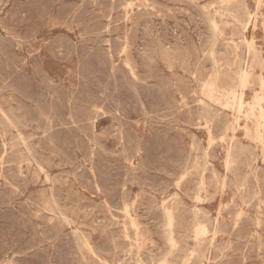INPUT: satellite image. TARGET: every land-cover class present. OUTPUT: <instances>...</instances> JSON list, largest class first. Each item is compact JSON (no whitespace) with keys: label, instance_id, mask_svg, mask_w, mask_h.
I'll return each mask as SVG.
<instances>
[{"label":"rangeland","instance_id":"1","mask_svg":"<svg viewBox=\"0 0 264 264\" xmlns=\"http://www.w3.org/2000/svg\"><path fill=\"white\" fill-rule=\"evenodd\" d=\"M0 40V264H264V0H1Z\"/></svg>","mask_w":264,"mask_h":264},{"label":"bare ground","instance_id":"2","mask_svg":"<svg viewBox=\"0 0 264 264\" xmlns=\"http://www.w3.org/2000/svg\"><path fill=\"white\" fill-rule=\"evenodd\" d=\"M0 1H1V0H0ZM93 1H95V0H93ZM98 1H99V0H98ZM231 1H232V0H231ZM35 2H36V1H35ZM41 2H43V1H41ZM54 2H55V1H54ZM60 2H61V1H60ZM28 3H30V2H28ZM28 3H25V4H28ZM38 3H39V2H38ZM58 3H59V1H58ZM75 3H76V2H75ZM86 3H87V1H86ZM90 3H91V2H90ZM97 3H99V2H97ZM207 3H208V2H207ZM213 3L215 4V2H213ZM223 3H225V2H223ZM235 3H236V2H235ZM32 4H33V3H32ZM32 4H31V5H32ZM34 4H35V3H34ZM51 4H53V3H51ZM84 4H85V3H84ZM91 4H93V3H91ZM94 4H95V3H94ZM113 4H115V2H114ZM118 4H119V3H118ZM132 4H133V3H132ZM132 4H131V5H132ZM208 4H209V3H208ZM214 4H213V5H214ZM227 4H228V3H227ZM242 4H243V2H242ZM12 5H13V2H12ZM39 5H40V4H39ZM65 5H66V4H65ZM74 5H75V4H74ZM96 5H97V4H96ZM131 5H130V6H131ZM133 5H134V4H133ZM209 5H210V4H209ZM243 5H244V4H243ZM26 6H27V5H26ZM34 6H35V5H34ZM81 6H82V4H81ZM91 6H92V5H91ZM216 6H217V5H216ZM17 7H18V6H17ZM24 7H25V6H24ZM46 7H50V6L46 5ZM78 7H79V6H78ZM78 7H77V8H78ZM83 7H84V5H83ZM99 7H100V6H99ZM102 7H103V6H102ZM102 7H101V8H102ZM125 7H126V6H125ZM14 8H15V5H14ZM26 8H27V7H26ZM32 8H33V7H32ZM32 8L30 7L31 10H32ZM58 8H59V7H58ZM61 8H62V7H61ZM66 8H67V6H66ZM112 8H113V6H112ZM152 8H153V7H152ZM202 8H203V7H202ZM30 9H29V10H30ZM48 9H49V8H48ZM72 9H73V8H72ZM83 9H84V8H83ZM96 9H97V8H96ZM139 9H140V8H139ZM205 9H206V8H205ZM207 9H208V8H207ZM207 9H206V10H207ZM220 9H221V8H220ZM29 10H28V12H29ZM45 10H47V9H45ZM45 10H44V11H45ZM59 10H60V8H59ZM63 10H64V9H63ZM78 10H80V8H79ZM81 10H82V9H81ZM208 10H210V9H208ZM208 10H207V11H208ZM245 10H246V9H245ZM14 11H15V10H14ZM20 11H22V10H20ZM74 11H75V10H74ZM113 11H115V10L113 9ZM218 11H219V10H218ZM225 11H226V9H225ZM12 12H13V11H12ZM24 12H25V11H24ZM47 12H48V11H47ZM59 12H60V11H59ZM79 12H80V11H79ZM79 12H78V13H79ZM84 12H85V11H84ZM91 12H92V11H91ZM31 13H32V12H31ZM37 13H38V12H37ZM60 13H61V12H60ZM80 13H81V12H80ZM82 13H83V12H82ZM82 13H81V14H82ZM32 14H33V13H32ZM32 14H29V15H32ZM83 14H84V13H83ZM83 14H82V15H83ZM89 14H91V13L89 12ZM127 14H128V13H127ZM224 14H225V12H224ZM8 15H9V14H8ZM40 15H41V14H40ZM44 15H46V13H45ZM59 15H60V14H59ZM101 15H102V14H101ZM101 15H100V16H101ZM229 15H230V14H229ZM26 16H27V15H26ZM56 16H57V14H56ZM80 16H81V15H80ZM32 17H33V16H32ZM50 17H51V16H50ZM67 17H68V16H67ZM71 17H72V16H71ZM76 17H77V16H76ZM93 17H94V16H93ZM7 18H8V17H7ZM9 18H10V17H9ZM16 18H17V17H16ZM20 18H21V17H20ZM25 18H26V17H25ZM29 18H31V17H29ZM79 18H80V17H79ZM82 18H83V17H82ZM251 18H252V17L249 15V16H248V19H249L250 21L252 20ZM31 19H32V18H31ZM63 19H64V18H63ZM69 19H70V18H69ZM109 19H110V18H109ZM235 19H236V18H235ZM7 20H8V19H7ZM77 20H78V19H77ZM86 20H87V19H86ZM208 20H209V19H208ZM12 21H13V20H12ZM16 21H17V20H16ZM78 21H79V20H78ZM110 21H111V20H110ZM21 22H22V21H21ZM74 22H75V21H74ZM205 22H206V21H205ZM213 22H214V21H213ZM16 23H17V22H16ZM209 23H210V22H209ZM239 23H240V22H239ZM21 24H22V23H21ZM35 24H36V23H35ZM220 24H221V23H220ZM22 25H24V24H22ZM41 25H42V24H41ZM95 25H96V24H95ZM218 25H219V24H218ZM218 25H217V26H218ZM38 26H39V25H38ZM63 26H64V25H63ZM67 26H68V25H67ZM101 26H102V25H101ZM215 26H216V25H215ZM216 28H218V27H216ZM216 28H215V29H216ZM209 29H210V27H209ZM252 29H253V28H252ZM110 30H111V29H110ZM16 31H17V30H16ZM217 31H218V30H217ZM217 31H216V33H217ZM30 32H32V31H30ZM220 32H221V31H220ZM13 33H15V32H13ZM35 33H36V32H35ZM105 33H106V32H105ZM24 34H25V33H24ZM98 34H99V33H98ZM109 34H110V32H109ZM59 36H60V35H59ZM64 36H65V35H64ZM13 37H14V36H13ZM31 37H32V36H31ZM29 38H30V37H29ZM55 38H56V37H55ZM99 38H100V37H99ZM3 39H4V38H3ZM19 39H21V38H19ZM35 39H36V38H35ZM53 39H54V38H53ZM197 39H198V38H197ZM32 40H33V39H32ZM55 40H56V39H55ZM55 40H54V41H55ZM59 40H60V39H59ZM149 40H150V39H149ZM0 41H1V40H0ZM2 41H3V40H2ZM11 41H13V40H11ZM11 41H10V42H11ZM52 41H53V40H52ZM54 41H53V42H54ZM56 41H57V40H56ZM62 41H64V40H62ZM62 41H61V42H62ZM118 41H119V40H118ZM28 42H29V41H28ZM31 42H32V41H31ZM57 42H59V41H57ZM114 42H115V41H114ZM207 42H208V41H207ZM2 43H3V42H2ZM62 43H63V42H62ZM72 43H73V42H72ZM208 43H209V42H208ZM213 43H214V42H213ZM215 43H216V42H215ZM0 44H1V43H0ZM7 44H8V43H7ZM49 44H50V43H49ZM79 44H80V43H79ZM211 44H212V43H211ZM12 45H13V44H12ZM20 45H21V44H20ZM30 45H31V44H30ZM67 45H68V44H67ZM70 45H71V44H70ZM207 45H208V44H207ZM4 46H5V45H4ZM26 46H28V45H26ZM114 46H115V44H114ZM210 46H211V45H210ZM215 46H216V45H215ZM10 47H11V46H10ZM2 48L4 49V47H2ZM7 48H8V47H7ZM25 48H26V47H25ZM27 48H28V47H27ZM114 48H115V47H114ZM206 48H208V47H206ZM213 48H214V47H213ZM101 49H102V48H101ZM203 49H204V47H203ZM209 49H210V48H209ZM229 49H231V47H230ZM4 50H5V49H4ZM7 50L10 51V49H7ZM11 50H12V49H11ZM27 50H28V49H27ZM82 50H83V49H82ZM206 50H207V49H205V51H206ZM2 51H3V50H2ZM28 51H29V50H28ZM93 51H94V50H93ZM132 51H133V50H132ZM214 51H215V50H214ZM59 52H60V51H59ZM68 52H70L69 49H68ZM48 53H49V52H48ZM10 54H11V53H10ZM13 54H14V53H13ZM74 54H75V53H74ZM78 54H79V53H78ZM103 54H104V53H103ZM223 54H224V52H223ZM247 54H248V53H247ZM57 55H58V54H57ZM62 55H63V54H62ZM83 55H85V54H83ZM83 55H82V56H83ZM7 56H8V55H7ZM12 56H14V55H12ZM33 56H34V55H33ZM175 56H176V55H175ZM204 56H205V55H204ZM232 56H233V55H232ZM65 57H66V56H65ZM89 57H90V56H89ZM95 57H96V56H95ZM95 57H94V58H95ZM103 57L106 58L105 56H103ZM15 58H17L16 55H15ZM55 58H56V57H55ZM80 58H81V57H80ZM83 58H84V57H83ZM210 58H211V57H210ZM220 58H221V57H220ZM247 58H248V57H247ZM69 59H70V58H69ZM77 59H78V58H77ZM95 59H96V58H95ZM3 60H4V59H3ZM29 60H30V59H29ZM86 60H87V59H86ZM99 60H101V59H99ZM107 60H108V59H107ZM17 61H18V59H17ZM22 61H23V60H22ZM61 61H62V60H61ZM65 61H66V60H65ZM90 61H91V60H90ZM246 61H247V60H246ZM23 62H24V61H23ZM78 62H79V61H78ZM83 62H84V61H83ZM87 62H88V60H87ZM127 62H128V61H127ZM218 62H219V61H218ZM89 63H90V62H89ZM98 63H99V62H98ZM100 63H101V62H100ZM108 63H109V62H108ZM216 63H217V61H216ZM234 63H235V62H234ZM12 64H13V63H12ZM16 64H17V63H16ZM16 64H15V65H16ZM84 64H86V63L84 62ZM91 64H93V62H92ZM91 64H90V65H91ZM101 64H102V63H101ZM101 64H100V65H101ZM165 64H166V63H165ZM3 65H4V63H3ZM35 65H36V64H35ZM100 65H99V66H100ZM108 65H109V64H108ZM9 66H10V65H9ZM18 66H20V65H18ZM18 66H17V67H18ZM24 66H25V65H24ZM86 66H87V65H86ZM110 66H111V65H110ZM211 66H212V65H211ZM11 67H12V66H11ZM15 67H16V66H15ZM20 67H21V66H20ZM83 67H85V66L83 65ZM102 67H103V66H102ZM102 67H101V69H102ZM3 68H4V67H3ZM5 68H6V67H5ZM37 68H38V67H37ZM92 68H93V66H92ZM94 68H95V66H94ZM103 68H104V67H103ZM113 68H115V66H114ZM116 68H117V67H116ZM130 68H131V66H130ZM209 68H210V67H209ZM229 68H230V67H229ZM19 69H20V68H19ZM90 69H91V67H90V68L88 67V70H90ZM98 69H100V68H98ZM101 69H100V70H101ZM131 69L133 70V68H131ZM12 70H13V69H12ZM20 70H21V69H20ZM23 70H24V69H23ZM83 70H84V69H83ZM83 70H82V71H83ZM86 70H87V69H86ZM86 70H85V72H86ZM93 70H94V69H93ZM96 70H97V68H96ZM132 70H131V71H132ZM213 70H214V69H213ZM114 71H115V70H114ZM122 71H123V69H122ZM128 71H129V70H128ZM1 72H3V71H1ZM36 72H37V71H36ZM39 72H40V71H39ZM85 72H84V74L87 73V72H86V73H85ZM106 72H107V71H106ZM112 72H113V70H112ZM133 72H134V70H133ZM137 72H138V71H137ZM196 72H197V71H196ZM17 73H18V72H17ZM92 73H93V72H92ZM95 73H96V72H95ZM107 73H108V72H107ZM115 73H116V71H115ZM12 74H14V73H12ZM22 74H23V73H22ZM40 74H41V73H40ZM40 74H39V76H41ZM42 74H43V73H42ZM99 74H100V73H99ZM102 74H103V73H102ZM102 74H101V75H102ZM119 74H120V73H119ZM130 74H131V73H130ZM135 74H136V73H135ZM213 74H214V72H213ZM213 74H212V77H213ZM14 75H16V74H14ZM23 75H24V74H23ZM97 75H98V74H97ZM104 75H105V72H104ZM131 75H132V74H131ZM18 76H19V75H18ZM78 76H79V75H78ZM88 76H90L89 73H88ZM98 76H99V75H98ZM112 76H113V75H112ZM112 76H111V77H112ZM120 76H122V74H121ZM135 76H136V75H135ZM249 76H250V73H249L247 70H241L240 73H239V78H238V79H239V86H238V87H239L240 89H242V90H241V91L238 90V89L236 88V87H237V86H236V87H234V89H232L231 91L228 92V95L231 96V98L233 99V105L236 104V108H235V107H234V108L237 110L238 113H241L242 110H243V109L245 108V106H246V103H244V101H243V96H244V89L246 88V84H247V82H248ZM0 77H2V76L0 75ZM19 77H20V76H19ZM19 77H18V78H19ZM25 77H26V76H25ZM25 77H24V78H25ZM41 77H43V76H41ZM48 77H49V76H48ZM83 77H84V76H83ZM85 77H86V76H85ZM92 77H93V76H92ZM108 77H109V76H108ZM111 77H110V78H111ZM139 77H140V76H139ZM5 78H6V77H5ZM20 78H21V77H20ZM209 78H210V77H209ZM3 79H4V78H3ZM11 79H13V78H11ZM22 79H23V78H22ZM26 79H27V77H26ZM29 79H30V78H29ZM90 79H91V78H90ZM106 79H107V78H106ZM129 79H130V77H129ZM16 80H17V79H16ZM27 80H28V79H27ZM41 80H43V79H41ZM84 80H85V79H84ZM100 80L102 81L103 79H100ZM104 80H105V79H104ZM116 80H117V78H116ZM131 80H132V79H131ZM159 80H160V79H159ZM193 80H194V77H193ZM48 81H49V80H48ZM51 81H52V80H51ZM97 81H98V80H97ZM112 81H114V80H112ZM112 81H111V82H112ZM133 81H134V80H133ZM52 82H53V81H52ZM85 82H86V80H85ZM115 82L118 83V81H115ZM123 82H124V81H123ZM19 83H20V82H19ZM19 83H17V84H19ZM100 83H101V82H100ZM107 83H109V82H107ZM117 83H116V84H117ZM121 83H122V82H121ZM171 83H172V82H171ZM98 84H99V83H98ZM110 84H111V83H110ZM131 84H132V83H131ZM131 84H130V85H131ZM164 84H165V83H164ZM34 85H35V84H34ZM78 85H79V84H78ZM94 85H96V84H94ZM94 85H93V86H94ZM101 85H102V84H101ZM165 85H166V84H165ZM212 85H213V84H212ZM12 86H13V85H12ZM24 86H25V85H24ZM24 86H22V87H24ZM46 86H47V85H46ZM86 86H87L86 88L89 87L88 85H86ZM150 86H151V85H150ZM158 86H159V84H158ZM262 86L264 87L263 84H262ZM6 87H7V86H6ZM8 87H9V86H8ZM28 87H29V86H28ZM50 87H51V86H50ZM94 87H95V86H94ZM107 87H108V86H107ZM116 87H117V86H116ZM125 87H126V86H125ZM125 87H124V88H125ZM147 87H148V85H147ZM0 88H1V87H0ZM4 88H5V87H4ZM13 88H14V87H13ZM15 88H16V87H15ZM83 88H84V87H83ZM95 88H96V87H95ZM100 88H102V87H100ZM117 88H118V87H117ZM160 88H161V87H160ZM167 88H168V87H167ZM203 88H204V87H203ZM211 88H212L211 90L214 91V87L211 86ZM23 89H24V88H23ZM23 89H22V91H23ZM40 89H41V88H40ZM42 89H43V88H42ZM53 89H54V88H53ZM88 89H89V88H88ZM91 89H92V88H91ZM108 89H109V88H108ZM121 89H122V88H121ZM134 89H136V88H134ZM155 89H156V88H155ZM33 90H34V89H33ZM48 90H50V89H48ZM77 90H78V89H77ZM85 90H86V89H85ZM99 90H100V89H99ZM124 90H125V89H124ZM149 90H150V89H149ZM151 90H152V88H151ZM151 90H150V91H151ZM54 91H55V90H54ZM57 91H58V90H57ZM91 91H92V90H91ZM105 91H106V90H105ZM108 91H109V90H108ZM108 91H107V92H108ZM128 91H129V90H128ZM144 91H145V90H144ZM109 92H110V91H109ZM116 92H118V91H116ZM122 92H123V91H122ZM138 92H139V91H138ZM154 92H155V91H154ZM17 93H18V92H17ZM20 93H21V91H20ZM20 93H19V94H20ZM25 93H26V91H25ZM25 93H24V94H25ZM31 93H32V92H31ZM49 93H50V92H49ZM52 93H53V92H52ZM61 93H62V92H61ZM105 93H106V92H105ZM129 93H131V91H130ZM145 93H146V91H145ZM145 93H144V94H145ZM150 93H151V92H150ZM158 93H159V92H158ZM43 94H44V90H43ZM46 94H47V93H46ZM53 94H54V93H53ZM64 94H65V93H64ZM75 94H76V93H75ZM94 94H95V93H94ZM97 94H98V93H97ZM107 94H108V93H107ZM132 94H133V93H132ZM26 95H27V94H26ZM136 95H137V94H136ZM136 95H135V96H136ZM31 96H32V95H31ZM33 96H34V95H33ZM44 96H45V94H44ZM122 96H123V95H122ZM144 96H145V95H144ZM150 96H151V95H150ZM10 97H11V96H10ZM29 97H30V96H29ZM35 97H36V95H35ZM45 97H46V96H45ZM45 97H44V98H45ZM147 97H148V96H147ZM154 97H155V96H154ZM221 97H222V96H221ZM6 98H7V97H6ZM13 98H14V97H13ZM20 98H21V97H20ZM65 98H66V97H65ZM102 98H103V97H102ZM106 98H107V97H106ZM139 98H140V97H139ZM149 98H150V97H149ZM195 98H196V97H195ZM38 99H39V98H38ZM103 99H104V98H103ZM133 99H134V97H133ZM135 99H136V98H135ZM140 99H141V98H140ZM151 99H152V98H151ZM187 99H188V98H187ZM4 100H5V99H4ZM4 100H3V101H4ZM17 100H19V99L17 98ZM32 100H33V99H32ZM54 100H55V99H54ZM73 100H74V97H73ZM115 100H116V99H115ZM154 100H155V98H154ZM154 100H152L151 104L153 103ZM164 100H165V99H164ZM15 101H16V99H15ZM21 101H22V100H21ZM21 101H20V103L23 102V101H22V102H21ZM30 101H31V100H30ZM45 101H46V100H45ZM136 101H137V100H136ZM138 101H139V100H138ZM261 101H262V98H261L259 95H255V101H254V104L249 105V107H250V111H251V112H250V114L248 115V117H249V118L252 120V122H253L255 137H256L260 142H262V143H263V146H264V107L262 106V103H260ZM13 102H14V101H13ZM33 102H34V101H33ZM35 102H36V101H35ZM38 102H39V101H38ZM38 102H37V103H38ZM41 102H42V101H41ZM43 102H44V101H43ZM51 102H52V101H51ZM64 102H65V101H64ZM116 102H117V101H116ZM130 102H132V101H130ZM141 102H142V101H141ZM149 102H150V101H149ZM164 102H165V101H164ZM200 102H201V101H200ZM204 102H205V101H204ZM65 103H66V102H65ZM72 103H73V102H72ZM154 103H156V102H154ZM183 103H184V102H183ZM38 104H39V103H38ZM46 104H47V103H46ZM62 104H63V102H62ZM68 104H70V103H68ZM113 104H114V103H113ZM121 104H122V103H121ZM137 104H138V103H137ZM141 104H142V103H141ZM141 104H140V105H141ZM165 104H166V103H165ZM225 104H226V103H225ZM228 104H229V103H228ZM21 105H22V104H21ZM24 105H25V104H24ZM24 105H23L22 107H24ZM109 105H110V104H109ZM157 105H158V104H157ZM157 105H156V106H157ZM161 105H162V102H161ZM184 105H185V104H184ZM230 105H231V104H230ZM26 106H27V105H26ZM60 106H61V105H60ZM64 106H65V104H64ZM64 106H63V107H64ZM104 106H105V105H104ZM114 106H115V105H114ZM135 106H136V105H134V107H133L134 109H135ZM137 106H138V105H137ZM142 106H143V105H142ZM149 106H150V105H149ZM152 106H153V105H152ZM156 106H155V109H156ZM18 107H19V106H18ZM69 107H70V105H69ZM130 107H131V106H130ZM140 107H141V106H140ZM143 107H144V106H143ZM190 107H192V106H190ZM55 108H56V107H55ZM64 108H65V107H64ZM111 108H112V107H111ZM123 108H124V106H123ZM145 108H146V107H145ZM161 108H162V107H161ZM171 108H173V107H171ZM210 108H211V107H210ZM27 109H28V108H27ZM53 109H54V108H53ZM65 109H67V108H65ZM101 109H102V108H101ZM119 109H120V108H119ZM134 109H133V110H134ZM152 109H154V108H152ZM203 109H204V108H203ZM10 110H12V109H10ZM18 110H19V109H18ZM23 110L25 111V109H23ZM62 110H64V109H62ZM130 110H131V109H130ZM7 111H8V110H7ZM13 111H15V110H13ZM13 111H12V112H13ZM101 111H102V110H101ZM119 111H120V110H119ZM145 111H146V110H145ZM159 111H160V110H159ZM161 111H163V110H161ZM203 111H204V110H203ZM12 112H11V113H12ZM26 112H27V111H26ZM51 112H52V111H51ZM74 112H75V108H74ZM111 112H112V111H111ZM126 112H127V111H126ZM143 112H144V111H143ZM143 112H142V113H143ZM151 112H153V110H152ZM154 112H155V111H154ZM210 112H211V111H210ZM2 113H3V111H2ZM56 113H58V112L56 111ZM116 113H117V112H116ZM207 113H208V112H207ZM215 113H216V112H215ZM8 114H9V112H8ZM35 114H36V113H35ZM59 114H60V113H59ZM137 114H138V113H137ZM144 114H145V113H144ZM189 114H190V113H189ZM208 114H209V113H208ZM9 115H11V114H9ZM12 115H13V114H12ZM98 115H99V114H98ZM124 115H125V113H124ZM128 115H129V114H128ZM147 115H149V114L147 113ZM157 115H158V114H157ZM2 116H5V114H3ZM27 116H28V115H27ZM27 116H26V117H27ZM31 116H32V115H31ZM72 116H73V115H72ZM111 116H112V115H111ZM141 116H142V115H141ZM200 116H202V115L200 114ZM215 116H216V115H215ZM57 117H58V116H57ZM64 117H65V116H64ZM70 117H71V116H70ZM124 117H125V116H124ZM204 117H205V116H204ZM5 118H6V117H5ZM32 118H33V117H32ZM50 118H51V117H50ZM50 118H49V119H50ZM145 118H146V116H145ZM187 118H188V117H187ZM190 118H191V117H190ZM193 118H194V117H193ZM197 118H199V117H197ZM201 118H202V117H201ZM1 119H2V117H1ZM60 119H61V118H60ZM96 119H97V118H96ZM124 119H125V118H124ZM191 119H192V118H191ZM204 119H205V118H204ZM204 119H203V120H204ZM234 119H235V118H234ZM26 120H27V119H26ZM65 120H66V119H65ZM193 120H194V119H193ZM199 120H200V119H199ZM208 120H210V119H208ZM4 121H5V120H4ZM52 121H53V119H52ZM55 121H56V120H55ZM116 121H117V120H116ZM118 121H119V120H118ZM194 121H196V120H194ZM197 121H198V120H197ZM210 121H211V120H210ZM63 122H64V121H63ZM200 122H201V121H200ZM10 123H11V122H10ZM34 123H35V122H34ZM92 123H93V122H92ZM118 123H119V122H118ZM129 123H130V122H129ZM145 123H146V122H145ZM190 123H191V122H190ZM197 123H198V122H197ZM206 123H207V122H206ZM209 123H210V122H209ZM199 124H200V123H199ZM199 124H198V125H199ZM212 124H213V123H212ZM217 124H218V121H217ZM217 124H215V125H217ZM226 124H227V123H226ZM37 125H38V124H37ZM54 125H56V123H54ZM65 125H66V124H65ZM67 125H68V124H67ZM218 125H219V124H218ZM9 126H10V125H9ZM38 126H39V125H38ZM50 126H51V125H50ZM52 126H53V125H52ZM122 126H123V125H122ZM189 126H190V125H189ZM213 126H214V125H213ZM222 126H223V125H222ZM40 127H41V126H40ZM77 127H78V126H77ZM165 127H166V126H165ZM208 127H209V126H208ZM219 127H221V126H219ZM9 128H10V127H9ZM46 128H47V126H46ZM145 128H146V127H145ZM52 129H53V128H52ZM57 129H58V128H57ZM94 129H95V128H94ZM157 129H158V128H157ZM162 129H164V127H163ZM166 129H167V128H166ZM166 129H165V131H166ZM168 129H169V128H168ZM168 129H167V130H168ZM177 129H178V128H177ZM222 129H223V128H222ZM2 130L4 131V129H2ZM37 130H38V129H37ZM61 130H62V129H61ZM68 130H69V129H68ZM123 130H124V129H123ZM153 130H154V128H153ZM158 130H159V129H158ZM170 130H171V128H170ZM211 130H212V128H211ZM213 130H214V129H213ZM213 130H212V131H213ZM246 130H247V131H250L248 128H247ZM47 131H48V129H47ZM54 131H55V130H54ZM104 131H105V130H104ZM112 131H113V130H112ZM155 131H156V130H155ZM219 131H220V130H219ZM42 132H43V131H42ZM58 132H59V131H58ZM58 132H57V133H58ZM61 132H62V131H61ZM69 132H70V131H69ZM115 132H116V131H115ZM121 132H122V131H121ZM188 132H189V130H188ZM190 132H191V131H190ZM220 132H221V131H220ZM226 132H227V131H226ZM19 133H20V132H19ZM71 133H72V131H71ZM214 133H215V132H214ZM217 133H218V132H216V134H217ZM47 134H48V133H47ZM170 134H171V133H170ZM176 134H177V133H176ZM207 134H208V133H207ZM212 134H213V133H212ZM12 135H13V134H12ZM18 135H19V134H18ZM48 135H49V134H48ZM68 135L71 136L70 134H68ZM97 135H98V134H97ZM122 135H123V134H122ZM160 135H161V134H160ZM173 135H174V134H173ZM178 135H179V134H178ZM14 136H16V135H14ZM46 136H47V135H46ZM51 136H52V135H51ZM53 136H54V135H53ZM69 136H68V137H69ZM94 136H95V135H94ZM161 136H162V135H161ZM161 136H160V137H161ZM180 136H181V135H179V137H180ZM214 136H215V135H214ZM214 136H213V137H214ZM11 137H12V136H11ZM44 137H45V136H44ZM66 137H67V136H66ZM86 137H87V136H86ZM109 137H110V136H109ZM155 137H156V136H155ZM157 137H158V136H157ZM167 137H168V135H167ZM167 137H166V138H167ZM173 137H174V136H173ZM13 138H14V137H13ZM20 138H21V137H20ZM87 138H88V137H87ZM170 138H171V137H170ZM180 138H181V137H180ZM194 138H195V137H194ZM194 138H193V140H194ZM46 139H47V138H46ZM160 139H161V138H160ZM172 139H173V138H172ZM197 139H198V138H197ZM13 140H14V139H13ZM56 140H58V139H56ZM95 140H96V139H95ZM174 140H175V139H174ZM22 141H23V140H22ZM51 141H52V139L49 141V143H50ZM143 141H144V140H143ZM166 141H167V140H166ZM175 141H176V140H175ZM224 141H225V140H224ZM66 142H67V141H66ZM89 142H90V141H89ZM97 142H98V141H97ZM138 142H139V141H138ZM155 142H156V141H155ZM164 142H165V141H164ZM181 142H183V141H181ZM191 142H192V141H191ZM193 142H194V141H193ZM46 143H47V142H46ZM67 143H68V142H67ZM161 143H162V142H161ZM167 143H168V142H167ZM225 143H226V141H225ZM17 144H18V142H17ZM51 144H52V143H51ZM56 144H58V142H57ZM76 144H77V143H76ZM172 144H173V143H172ZM221 144H222V142H221ZM15 145H16V143H15ZM24 145H25V144H24ZM40 145L42 146V144H40ZM53 145H54V144H53ZM53 145H52V146H53ZM161 145H162V144H161ZM161 145H159V146H161ZM192 145H194V144H192ZM240 145H241V144H240ZM10 146H11V145H10ZM149 146H150V145H149ZM157 146H158V145H157ZM4 147H5V146H4ZM17 147H18V145H17ZM64 147H65V146H64ZM155 147H156V146H155ZM11 148H12V146H11ZM24 148H25V147H24ZM162 148H163V147H162ZM164 148H165V146H164ZM167 148H169L168 144H167ZM183 148H184V147H183ZM191 148H193V147H191ZM191 148H190V149H191ZM199 148H200V147H199ZM222 148H223V147H222ZM15 149H16V148H15ZM25 149H26V148H25ZM56 149H59V148L56 147ZM139 149H140V148H139ZM4 150H5V149H4ZM13 150H14V149H13ZM17 150H19V149H17ZM81 150H82V149H81ZM197 150H198V149H197ZM213 150H214V149H213ZM241 150H242V149H241ZM244 150H245V149H244ZM14 151H15V150H14ZM27 151H28V150H27ZM43 151H45V150H43ZM55 151H56V150H55ZM61 151H62V150H61ZM61 151H60V153H61ZM69 151H70V150H69ZM137 151H138V150H137ZM167 151H168V150H167ZM105 152H106V151H105ZM141 152H142V151H141ZM144 152H145V151H144ZM175 152H176V149H175ZM241 152H242V151H241ZM241 152H239V153H241ZM68 153H69V152H68ZM126 153H127V151H126ZM138 153H139V152H138ZM157 153H158V152H157ZM171 153H172V152H171ZM173 153H174V152H173ZM3 154H4V153H3ZM120 154H121V153H120ZM127 154H128V153H127ZM127 154H124V155H127ZM162 154H163V153H162ZM176 154H177V153H176ZM211 154H212V153H211ZM227 154H228V156H227V159H226V165H230V164L232 163L233 154H231L230 150H228ZM236 154H237V153H236ZM19 155H20V153H19ZM63 155H64V153H63ZM74 155H75V154H74ZM86 155H87V154H86ZM118 155H119V154H118ZM28 156H29V155H28ZM28 156H27V157H28ZM67 156L69 157V155H67ZM94 156H95V155H94ZM188 156H189V155H188ZM190 156H191V155H190ZM212 156H213V155H212ZM5 157H6V156H5ZM31 158H32V157H31ZM58 158H59V157H58ZM75 158H76V157H75ZM133 158H134V157H133ZM136 158H137V157H136ZM151 158H152V157H151ZM134 159H135V158H134ZM195 159H196V158H195ZM4 160H6V159H4ZM7 160H8V159H7ZM159 160H160V159H159ZM29 161H30V160H29ZM78 161H79V160H78ZM196 161H197V159H196ZM196 161H195L194 163H196ZM206 161H207V160H206ZM8 162H9V160H8ZM30 162H31V161H30ZM34 162H35V161H34ZM70 162H71V161H70ZM177 162H178V161H177ZM13 163H14V161H13ZM16 163H17V162H16ZM93 163H94V162H93ZM138 163H139V162H138ZM143 163H144V162H143ZM68 164H69V163H68ZM119 164H120V163H119ZM199 164H200V163H199ZM204 164H205V163H204ZM8 165L11 166L10 164H7V167H8ZM63 165H65V164H63ZM92 165H93V164H92ZM104 165H105V164H104ZM153 165H154V164H153ZM171 165H172V164H171ZM78 166H79V165H78ZM94 166H95V165H94ZM94 166H93V167H94ZM115 166H116V165H115ZM160 166H161V165H160ZM185 166H186V165H185ZM254 166H255V165H254ZM11 167H12V166H11ZM76 167H77V166H76ZM93 167H92V168H93ZM96 167H97V166H96ZM103 167H105V166H103ZM177 167H178V166H177ZM207 167H208V166H207ZM227 167H228V166H227ZM256 167H257V166H256ZM16 168H17V167H16ZM145 168H146V167H145ZM181 168H182V167H181ZM258 168H259V167H258ZM0 169H1V168H0ZM19 169H20V168H19ZM78 169H79V168H78ZM103 169H105V168H103ZM168 169H169V168H168ZM238 169H239V168H238ZM4 170H5V169H4ZM80 170H82V169H80ZM166 170H167V168H166ZM187 170H188V168H187ZM239 170H240V169H239ZM255 170H256V169H255ZM255 170H254V171H255ZM9 171H10V170H9ZM35 171H36V170H35ZM92 171H93V170H92ZM135 171H136V170H135ZM185 171H186V170H185ZM202 171H203V170H202ZM256 171H257V170H256ZM15 172H16V171H15ZM203 172H204V171H203ZM205 172H206V171H205ZM205 172H204V173H205ZM238 172H239V171H238ZM1 173H2V172H1ZM5 173H6V172H5ZM5 173H4V174H5ZM60 173H61V172H60ZM85 173H86V172H85ZM109 173H110V172H109ZM79 174H80V173H79ZM135 174H136V173H135ZM169 174H170V173H169ZM58 175H59V174H58ZM58 175H57V176H58ZM110 175H111V174H110ZM129 175H130V174H129ZM257 175H258V173H257ZM1 176H2V175H0V178H1ZM17 176H18V175H17ZM66 176H67V175H66ZM130 176H131V175H130ZM136 176H137V175H136ZM136 176H135V178H136ZM173 176H174V175H173ZM225 176H226V175H225ZM53 177H54V176H53ZM83 177H84V176H83ZM85 177H86V176H85ZM37 178H38V177H37ZM39 178H40V177H39ZM179 178H180V177H179ZM4 179H5V178H4ZM20 179H21V178H20ZM46 179H47V178H46ZM46 179H45V180H46ZM86 179H87V178H86ZM131 179H132V178H131ZM133 179H134V176H133ZM201 179H202V178H201ZM7 180H8V178H7ZM113 180H114V179H113ZM178 180H179V179H178ZM218 180H219V179H218ZM47 181H48V180H47ZM125 181H126V180H125ZM162 181H163V180H162ZM201 181H202L201 184L203 185V183H205V182H204V180H201ZM95 182H96V180H95ZM109 182H110V181H109ZM135 182H136V180H135ZM151 182H152V181H151ZM216 182H217V181H216ZM25 183H26V182H25ZM89 183H90V182H89ZM97 183H98V182H97ZM113 183H114V181L112 182V184H113ZM178 183H179V182H178ZM196 183L198 184L199 182L196 181ZM242 183H243V182H242ZM9 184H10V182H9ZM12 184H13V183H12ZM16 184H18V183L16 182ZM23 184H24V183H23ZM23 184H22V185H23ZM66 184H67V183H66ZM68 184H69V183H68ZM80 184H81V183H80ZM106 184H107V183H106ZM118 184H119V183H118ZM126 184H127V183H126ZM154 184H155V183H154ZM229 184H231V183L229 182ZM132 185H133V184H132ZM25 186H26V185H25ZM85 186H86V185H85ZM89 186H90V185H89ZM95 186H96V184H95ZM106 186H107V185H106ZM119 186H120V184H119ZM27 187H28V186H27ZM92 187H93V186H92ZM153 187H154V185H153ZM230 187H231V186H230ZM246 187H247V186H246ZM3 188H5V187H3ZM18 188H19V186H18ZM166 188H167V187H166ZM211 188H212V187H211ZM231 188H232V187H231ZM263 188H264V186H263ZM263 188H262V190H263ZM26 189H27V188H26ZM98 189H99V188H98ZM105 189H106V188H105ZM152 189H154V188H152ZM236 189H237V188H236ZM1 190H2V189H1ZM4 190H5V189H4ZM108 190H109V188H108ZM112 190H113V189H112ZM116 190H117V189H116ZM124 190H125V189H124ZM196 190H197V188H196ZM46 191H47V190H46ZM118 191H119V190H118ZM127 191H128V190H127ZM199 191H200V190H199ZM4 192H5V191H4ZM100 192H101V190H100ZM106 192H107V191H106ZM114 192H115V191H113V193H114ZM197 192H198V191H197ZM255 192H256V190H255ZM113 193H110V194H112V197H113ZM144 193H145V192H144ZM204 193H205V192H204ZM251 193H252V192H251ZM33 194H34V193H33ZM101 194H102V193H101ZM104 194H105V193H104ZM107 194H109V193H107ZM110 194H109V195H110ZM114 194H115V193H114ZM183 194H184V193H183ZM202 194H203V193H202ZM3 195H4V194H3ZM115 195H116V194H115ZM122 195H123V194H122ZM205 195H206V194H205ZM205 195H204V196H205ZM52 196H53V195H52ZM175 196H176V195H175ZM200 196H201V195H199V197H200ZM207 196H209V195H207ZM236 196H237V195H236ZM256 196H257V194H256ZM5 197H7V196H5ZM5 197H4V198H5ZM0 198H1V197H0ZM29 198H30V197H29ZM55 198H56V197H55ZM136 198H137V197H136ZM141 198H142V197H141ZM151 198H152V197H151ZM153 198H154V197H153ZM153 198H152V199H153ZM162 198H163V196H162ZM177 198H178V196H177ZM196 198H197V197H196ZM200 198H201V197H200ZM200 198H199V199H200ZM31 199H32V198H31ZM35 199H36V198H35ZM48 199H50V198H48ZM56 199H57V198H56ZM110 199H111V198H110ZM114 199H116V198L114 197ZM114 199H113V200H114ZM145 199H146V197H145ZM155 199H156V198H155ZM155 199H154V200H155ZM171 199H172V198H171ZM175 199H176V198H175ZM213 199H214V197H213ZM37 200H38V199H37ZM105 200H106V199H105ZM137 200H138V198H137ZM150 200H151V199H150ZM167 200H168V199H167ZM176 200H177V199H176ZM197 200H198V199H197ZM208 200H209V199H208ZM211 200H212V199H210V201H211ZM0 201H1V200H0ZM11 201H12V200H11ZM33 201H34V200H33ZM33 201H32V202H33ZM110 201H111V200H110ZM110 201H109V202H110ZM172 201H173V200H172ZM180 201H181V200H180ZM234 201H235V200H234ZM35 202H36V201H35ZM43 202H44V201H43ZM54 202H55V200H54ZM111 202H112V201H111ZM143 202H144V201H143ZM152 202H153V201H152ZM154 202H155V201H154ZM157 202H158V201H157ZM161 202H162V201H161ZM167 202H168V201H167ZM198 202H199V201H198ZM2 203H3V202H2ZM49 203H50V202H49ZM56 203H57V201H56ZM107 203H108V202H107ZM201 203H202V202H201ZM44 204L46 205V203H44ZM51 204H52V203H51ZM51 204H50V206H51ZM142 204H143V203H142ZM236 204H237V203H236ZM259 204H260V203H259ZM32 205H33V203H32ZM107 205H108V204H107ZM118 205H120V204H118ZM151 205H152V204H151ZM171 205H172V204H171ZM6 206H7V205H6ZM46 206H47V205H46ZM52 206H53V205H52ZM108 206H109V205H108ZM111 206H114V205L111 204ZM153 206H154V205H153ZM153 206H152V207H153ZM236 206H237V205H236ZM236 206H235V207H236ZM58 207H59V206H58ZM118 207H120V206H118ZM179 207H180V206H179ZM182 207H183V206H182ZM54 208H55V207H54ZM96 208H97V207H96ZM110 208H111V207H110ZM171 208H172V207H171ZM177 208H178V206H177ZM180 208H181V207H180ZM185 208H186V207H185ZM44 209H45V208H44ZM51 209H52V208H51ZM57 209H58V208H57ZM59 209H60V208H59ZM64 209H65V208H64ZM116 209H117V207H116ZM148 209H149V208H148ZM227 209H228V208H227ZM232 209H233V208H232ZM47 210H49V209H47ZM47 210H46V212H47ZM205 210H206V209H205ZM205 210H204V211H205ZM224 210H225V208H224ZM233 210H234V209H233ZM233 210H232V211H233ZM16 211H17V210H16ZM18 211H19V210H18ZM49 211H50V210H49ZM61 211H62V210H60V212H61ZM149 211H150V210H149ZM158 211H159V210H158ZM162 211H163V210H162ZM164 211H165V210H164ZM182 211H183V210H182ZM182 211H181V213H182ZM185 211H186V210H185ZM192 211H193V210H192ZM56 212H57V211H56ZM113 212H114V211H112V213H113ZM193 212H196V211H193ZM199 212H201V211H199ZM199 212H198V215L200 216ZM202 212H203V211H202ZM228 212H229V211H228ZM233 212H234V211H233ZM11 213H12V212H11ZM49 213H50V212H49ZM54 213H55V212H54ZM58 213H59V212H58ZM115 213H116V212H115ZM184 213H186V212H184ZM206 213H207V211H206ZM19 214H20V212H19ZM60 214H61V213H60ZM138 214H139V213H138ZM187 214H188V213H187ZM201 214H202V213H201ZM232 214H233V213H232ZM8 215H9V214H8ZM10 215H11V214H10ZM54 215H55V214H54ZM57 215H59V214H57ZM57 215H56V216H57ZM94 215H95V214H94ZM166 215H167V214H166ZM166 215H165V216H166ZM168 215H169V214H168ZM180 215H181V214H180ZM189 215H190V214H189ZM193 215H194V214H193ZM5 216H6V215H5ZM42 216H43V214H42ZM109 216H110V215H109ZM111 216H112V215H111ZM114 216H115V215H114ZM181 216H182V215H181ZM190 216H192V215H190ZM207 216H208V215H207ZM262 216H263V214H262ZM14 217H15V216H14ZM163 217H164V216H163ZM170 217H171V216H170ZM185 217H186V216H185ZM196 217L198 218V216H196ZM1 218H2V216H1ZM54 218H55V217H54ZM160 218H161V217H160ZM188 218H189V217H188ZM197 218H196V219H197ZM200 218H203V217H200ZM204 218H205V216H204ZM26 219H27V218H26ZM57 219H58V217H57ZM67 219H68V218H67ZM156 219H157V218H156ZM158 219H159V218H158ZM179 219H180V218H179ZM179 219H178V220H179ZM209 219H210V216H209ZM249 219H250V218H249ZM68 220H69V219H68ZM85 220H86V219H85ZM132 220H133V218H132ZM132 220H131V222H134V221H132ZM162 220H163V219H162ZM182 220H183V219H182ZM184 220H185V219H184ZM187 220L189 221V219H187ZM193 220H195V218H193ZM204 220H205V219H204ZM29 221H30V220H29ZM41 221H42V220H41ZM164 221H165V220H164ZM197 221H199V220H197ZM202 221H203V220H202ZM207 221H208V220H207ZM210 221H211V220H210ZM223 221H224V220H223ZM57 222H58V221H57ZM92 222H93V221H92ZM161 222H163V221H161ZM161 222H160V223H161ZM200 222H201V221H200ZM208 222H209V221H208ZM251 222H252V221H251ZM59 223H60V222H59ZM65 223H66V222H65ZM73 223H74V222H73ZM165 223H166V221H165ZM202 223H203V222H202ZM54 224H55V223H54ZM54 224H53V225H54ZM133 224H134V223H133ZM133 224H132V225H133ZM204 224H205V223H204ZM204 224L200 225L199 228L197 229V232H198V233H201L202 235H205V234L207 233V226L204 225ZM210 224H212V222H211ZM210 224H209V225H210ZM95 225H96V224H95ZM135 225H136V224H135ZM228 225H229V224H228ZM7 226H8V225H7ZM54 226H55V225H54ZM160 226H161V225H160ZM163 226H164V224H163ZM163 226H162V227H163ZM165 226H166V225H165ZM218 226H219V225H218ZM60 227H61V226H60ZM63 227H64V226H63ZM68 227H69V226H68ZM156 227H157V226H156ZM53 228H54V227H53ZM53 228H52V229H53ZM228 228H229V227H228ZM230 228H233V227L231 226ZM4 229H5V227H4ZM48 229H50V228H48ZM64 229H65V228H64ZM157 229H158V228H157ZM159 229H160V228H159ZM216 229H217V228H216ZM11 230H12V228H11ZM57 230H58V229H57ZM74 230H75V229H74ZM80 230H81V229H80ZM233 230H234V229H233ZM46 231H47V230H46ZM111 231H112V230H111ZM126 231H127V230H126ZM133 231H134V230H133ZM163 231H164V230H163ZM57 232H58V231H57ZM68 232H69V231H68ZM183 232H185V231H183ZM195 232H196V231H195ZM195 232H194V233H195ZM18 233H19V232H18ZM25 233H26V232H25ZM52 233H53V232H52ZM60 233H61V232H60ZM64 233H65V232H64ZM66 233H67V232H66ZM76 233H77V232H76ZM82 233H83V232H82ZM106 233H107V232H106ZM109 233H110V232H109ZM128 233H129V232H128ZM165 233H166V231H165ZM237 233H239V232H237ZM237 233H236V234H237ZM138 234H139V233H138ZM162 234H163V233H162ZM106 235H107V234H106ZM109 235H110V234H109ZM112 235H113V234H112ZM129 235H131V234H129ZM165 235H166V234H165ZM167 235H168V234H167ZM171 235H172V234H171ZM195 235H196V234H195ZM50 236H51V235H50ZM52 236H53V235H52ZM52 236H51V237H52ZM55 236H57V235H55ZM72 236H75V235H72ZM85 236H86V235H85ZM158 236H160V235H158ZM161 236H162V235H161ZM197 236H199V235H197ZM257 236H258V235H257ZM21 237H22V235H21ZM25 237H26V236H25ZM43 237H44V236H43ZM76 237H77V236H76ZM186 237H187V236H186ZM186 237H184V238H186ZM62 238H63V237H62ZM129 238H130V237H129ZM135 238H136V237H135ZM170 238H171V237H170ZM179 238H181V237H179ZM74 239H75V238H74ZM74 239H73V240H74ZM108 239H109V236H108ZM136 239H137V238H136ZM140 239H141V238H140ZM140 239H139V240H140ZM165 239H166V238H165ZM209 239H210V238H209ZM249 239H250V238H249ZM19 240H20V239H19ZM30 240H31V239H30ZM50 240H51V239H50ZM81 240H82V239H81ZM84 240H86V239H84ZM90 240H91V239H90ZM160 240H161V239H160ZM163 240H164V239H163ZM205 240H206V239H205ZM64 241H65V240H64ZM86 241H87V240H86ZM161 241H162V240H161ZM167 241H168V240H167ZM203 241H204V240H203ZM257 241H258V239H257ZM8 242H9V241H8ZM34 242L36 243V241H34ZM34 242H33V243H34ZM168 242H169V241H168ZM186 242H187V241H186ZM188 242H189V241H188ZM196 242H197V241H196ZM258 242H259V241H258ZM119 243H120V242H119ZM163 243H164V242H163ZM9 244H10V243H9ZM58 244H59V243H58ZM79 244H80V243H79ZM106 244H107V243H106ZM108 244H109V243H108ZM131 244H132V243H131ZM165 244H166V243H165ZM181 244H182V243H181ZM200 244H201V243H200ZM208 244H209V243H208ZM236 244H238V243H236ZM35 245H36V244H35ZM59 245H60V244H59ZM74 245H75V243H74ZM77 245H78V244H77ZM205 245H206V244H205ZM245 245H246V244H245ZM251 245H253V244H251ZM10 246H11V245H10ZM10 246H9V247H10ZM78 246H79V245H78ZM94 246H96V245H94ZM94 246H93V247H94ZM106 246H108V245H106ZM134 246H135V244H134ZM136 246H137V245H136ZM167 246H168V245H167ZM173 246H174V245H173ZM188 246L190 247V245H188ZM188 246H187V247H188ZM228 246H229V245H228ZM228 246H227V247H228ZM11 247H12V246H11ZM80 247H81V246H80ZM99 247H100V246H99ZM101 247H104V246H101ZM187 247H186V248H187ZM214 247H215V246L213 245V248H214ZM3 248H4V246H3ZM56 248H57V247H56ZM195 248H196V247H195ZM195 248H193V249H195ZM213 248H212V249H213ZM217 248H218V247H217ZM257 248H258V247H257ZM15 249H16V248H15ZM15 249H14V250H15ZM45 249H46V248H44V250H45ZM83 249H84V248H83ZM156 249H157V247H156ZM170 249H171V248H170ZM170 249H169V250H170ZM175 249H176V248H175ZM193 249H192V250H193ZM197 249H198V248H197ZM208 249H209V248H208ZM243 249H244V248H243ZM3 250H4V249H3ZM44 250H43V251H44ZM72 250H73V249H72ZM106 250H107V248H106ZM106 250H105V251H106ZM152 250H153V249H152ZM180 250H181V249H180ZM184 250H187V249L184 248ZM205 250H206V249H205ZM213 250H214V249H213ZM239 250H240V248H239ZM241 250H242V249H241ZM250 250H251V249H250ZM73 251H74V250H73ZM89 251H90V249H89ZM140 251H141V250H140ZM140 251H139V252H140ZM194 251H196V250H194ZM203 251H204V250H203ZM208 251H209V250H208ZM211 251H212V250H211ZM214 251H215V250H214ZM233 251H234V250H233ZM11 252H12V251H11ZM15 252H17V250H16ZM32 252H34V251H32ZM71 252H72V251H71ZM71 252H70V253H71ZM79 252H80V251H79ZM79 252H78V254H79ZM84 252H85V250H84ZM143 252H144V250H143ZM174 252H175V251H174ZM177 252H178V251H177ZM184 252H185V251H184ZM188 252H189V251H188ZM248 252H249V251H248ZM2 253H3V252H2ZM85 253H86V252H85ZM87 253H89V252H87ZM91 253H92V252H91ZM162 253H163V252H162ZM170 253H171V252H170ZM182 253H183V252H182ZM192 253H194V252H192ZM195 253H199V252L197 251V252H195ZM229 253H231V252H229ZM234 253H236V251H235ZM234 253H233V254H234ZM249 253H250V252H249ZM252 253H253V252H252ZM93 254H94V253H93ZM105 254H106V253H105ZM105 254H104V255H105ZM108 254H109V253H108ZM116 254H117V253H116ZM159 254H161V253H159ZM174 254H175V253H174ZM178 254H179V253H178ZM180 254H181V252H180ZM203 254H204V253H203ZM208 254H210V253H208ZM29 255H30V254H29ZM72 255H73V254H72ZM72 255H71V256H72ZM163 255H165V254H163ZM163 255H162V258L165 257V256L163 257ZM169 255H170V254H169ZM192 255H194V254H192ZM200 255H202V253H201ZM200 255L198 254L197 256H200ZM59 256H60V255H59ZM71 256H70V257H71ZM79 256H80V255H79ZM88 256H89V255H88ZM151 256H152V255H151ZM8 257H9V256H8ZM35 257H36V256H35ZM52 257H53V256H52ZM72 257H73V256H72ZM107 257H108V255H107ZM115 257H116V256H115ZM117 257H118V256H117ZM155 257H156V256H155ZM176 257H177V255H176ZM176 257H175V258H176ZM194 257H195V256H194ZM213 257H214V256H213ZM78 258H79V257H78ZM84 258H85V257H84ZM90 258H92V257L90 256ZM142 258H143V257H142ZM179 258H180V257H179ZM182 258H184V257H182ZM187 258H188V257H187ZM54 259H55V258H54ZM54 259H53V260H54ZM58 259H59V258H58ZM65 259H66V258H65ZM93 259H94V258H93ZM122 259H123V258H122ZM124 259H125V258H124ZM124 259H123V261H124ZM135 259H136V258H135ZM155 259H156V258H155ZM177 259H178V258H177ZM209 259H210V258H209ZM252 259H253V258H252ZM13 260H14V258H13ZM13 260H12V261H13ZM37 260H38V259H37ZM41 260H42V259H41ZM49 260H50V259H49ZM66 260H67V259H66ZM66 260H65V261H66ZM120 260H121V259H120ZM138 260H139V255H138ZM187 260H188V259H187ZM202 260H203V259H202ZM202 260H201V261H202ZM226 260H227V259H226ZM230 260H231V259H230ZM244 260H245V259H244ZM14 261H15V260H14ZM38 261H39V260H38ZM55 261H56V260H55ZM123 261H122V262H123ZM129 261H130V260H129ZM152 261H153V259H152ZM163 261H164V260H163ZM189 261H191L190 258H189ZM198 261H199V260H198ZM5 262H6V260H5ZM19 262H20V260H19ZM41 262H42V261H41ZM66 262H67V261H66ZM85 262H86V260H85ZM103 262H104V261H103ZM132 262H133V261H132ZM132 262H131V263H132ZM141 262H142V261H141ZM55 263H58V261L55 262ZM77 263H78V262H77ZM143 263H144V262H143ZM176 263H178V262H176ZM1 264H2V263H1ZM17 264H18V263H17ZM41 264H42V263H41ZM43 264H44V263H43ZM72 264H75V263L72 262ZM86 264H87V263H86ZM144 264H145V263H144ZM163 264H164V262H163ZM199 264H200V263H199ZM223 264H224V263H223ZM241 264H242V263H241Z\"/></svg>","mask_w":264,"mask_h":264}]
</instances>
